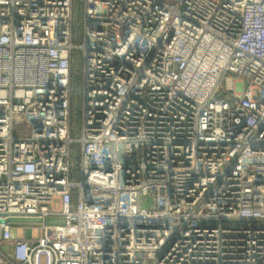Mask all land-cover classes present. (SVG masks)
Masks as SVG:
<instances>
[{"label":"built area","instance_id":"2783aa9c","mask_svg":"<svg viewBox=\"0 0 264 264\" xmlns=\"http://www.w3.org/2000/svg\"><path fill=\"white\" fill-rule=\"evenodd\" d=\"M80 1L0 0V264H264V0Z\"/></svg>","mask_w":264,"mask_h":264},{"label":"rangeland","instance_id":"374dc122","mask_svg":"<svg viewBox=\"0 0 264 264\" xmlns=\"http://www.w3.org/2000/svg\"><path fill=\"white\" fill-rule=\"evenodd\" d=\"M83 36V7L80 0H75V13H74V44H80L82 42ZM74 64H73V89H74V98H73V124H72V138L76 139L79 136L80 125H81V105H80V87H81V78L83 66L81 64V53L76 50L74 51ZM236 84H240V81H237L234 76H229L228 80L225 82V87L227 89H232L236 86ZM241 85V84H240ZM247 87V84H242V87ZM79 146L74 145L73 150L75 156H73V164L76 166L78 162L76 161L77 149ZM75 157V158H74ZM48 224H57V222L53 220H48ZM208 225L217 227L219 223L216 222H208ZM12 232L16 237H26V238H35L38 237L39 232L38 228L33 225H14L12 227ZM2 237V232L0 230V239ZM45 260V258H42Z\"/></svg>","mask_w":264,"mask_h":264},{"label":"water","instance_id":"95a60500","mask_svg":"<svg viewBox=\"0 0 264 264\" xmlns=\"http://www.w3.org/2000/svg\"><path fill=\"white\" fill-rule=\"evenodd\" d=\"M152 205V198L150 196L146 197V202H143L142 208L148 209ZM43 220L36 218H9L7 220H0V224H11V225H30L42 223Z\"/></svg>","mask_w":264,"mask_h":264},{"label":"trees","instance_id":"16d2710c","mask_svg":"<svg viewBox=\"0 0 264 264\" xmlns=\"http://www.w3.org/2000/svg\"><path fill=\"white\" fill-rule=\"evenodd\" d=\"M74 5H75V2H74ZM74 70V69H73ZM72 112H73V103H72ZM72 120H73V116H72ZM72 124H73V121H72ZM77 156H76V161L79 163V147H78V149H77ZM75 158V157H74ZM73 173H75V174H77V170L75 169L74 171H73Z\"/></svg>","mask_w":264,"mask_h":264}]
</instances>
